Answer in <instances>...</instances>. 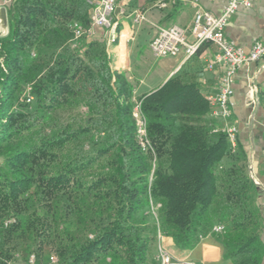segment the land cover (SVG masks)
Returning a JSON list of instances; mask_svg holds the SVG:
<instances>
[{"label": "trees", "instance_id": "16d2710c", "mask_svg": "<svg viewBox=\"0 0 264 264\" xmlns=\"http://www.w3.org/2000/svg\"><path fill=\"white\" fill-rule=\"evenodd\" d=\"M0 40V264H159L213 236L234 264H262L263 221L247 153L214 133L195 85L143 98L153 158L136 139L132 86L106 46L76 44L84 0H14ZM33 100L26 101L27 87ZM223 225L222 234L213 233ZM3 258V259H2Z\"/></svg>", "mask_w": 264, "mask_h": 264}, {"label": "crops", "instance_id": "0c3cea01", "mask_svg": "<svg viewBox=\"0 0 264 264\" xmlns=\"http://www.w3.org/2000/svg\"><path fill=\"white\" fill-rule=\"evenodd\" d=\"M192 1L116 0L113 30L94 26L89 7L88 33L84 41L105 44L112 70L125 76L132 86L133 103L158 91L173 79L195 85L207 100L217 92L224 68L217 67L213 71L206 69L217 54L216 46L205 45L190 60L186 59L184 53L177 57L156 58L150 48L159 29L172 26L186 30L188 40L193 41ZM249 1L252 6L242 7L226 28L227 38L245 51H249L256 42L264 41V0ZM162 2H167L168 6L161 8L159 4ZM227 2L228 0H199L206 11L216 16L222 14ZM139 14H143L146 20L136 23L135 17ZM8 34L9 28L5 30L0 27V40ZM232 109L230 123L239 130L238 144L249 157L251 177L258 187V205L263 221L261 240L264 245V60L250 63L238 71ZM159 246L177 260L196 264H234L232 260L225 258L222 244L213 236L203 238L192 250L179 249L173 238L167 236L158 240L156 252Z\"/></svg>", "mask_w": 264, "mask_h": 264}, {"label": "built area", "instance_id": "2783aa9c", "mask_svg": "<svg viewBox=\"0 0 264 264\" xmlns=\"http://www.w3.org/2000/svg\"><path fill=\"white\" fill-rule=\"evenodd\" d=\"M14 0H1V6L9 8ZM92 10V23L94 26L113 30L115 28L116 0H84ZM194 9V19L191 29L193 41L187 38L186 30L179 26L160 28L157 36L152 41L150 48L156 58L177 57L184 53L187 60L195 57L198 52L207 44H212L217 48L215 58L206 66L208 71H213L217 67H223V75L215 94L208 97L210 112L208 118L220 123L214 128V133H223L227 136L232 152L238 148V128L230 123L233 116L232 97L234 94V84L238 71L253 62L264 60V41L256 42L249 51L238 47L226 36V28L231 20L242 7L250 8L252 3L249 0H228L221 15L216 16L206 11L199 3V0L191 2ZM161 8L168 6L167 2L159 4ZM146 17L139 14L135 17V22L145 21ZM76 44L88 33L86 28L75 22L70 25ZM31 87H27L26 101L30 103ZM143 100L134 103L133 117L136 125V139L145 154L153 158L155 167L157 152L149 137L148 120L143 113ZM225 231L223 225H217L213 233L222 234ZM161 235L159 239H161ZM159 264H196L192 261H183L173 258V256L162 246L157 252ZM56 259H52L51 264H55ZM29 264H36L35 256H31Z\"/></svg>", "mask_w": 264, "mask_h": 264}, {"label": "water", "instance_id": "95a60500", "mask_svg": "<svg viewBox=\"0 0 264 264\" xmlns=\"http://www.w3.org/2000/svg\"><path fill=\"white\" fill-rule=\"evenodd\" d=\"M8 10L5 7L0 8V27L7 30L9 28L8 23V16H7Z\"/></svg>", "mask_w": 264, "mask_h": 264}, {"label": "rangeland", "instance_id": "374dc122", "mask_svg": "<svg viewBox=\"0 0 264 264\" xmlns=\"http://www.w3.org/2000/svg\"><path fill=\"white\" fill-rule=\"evenodd\" d=\"M22 258V255H16L12 257V259L10 260V264H24V260Z\"/></svg>", "mask_w": 264, "mask_h": 264}]
</instances>
